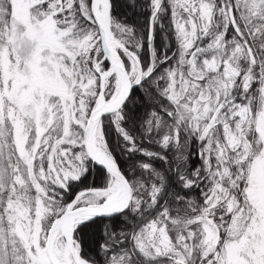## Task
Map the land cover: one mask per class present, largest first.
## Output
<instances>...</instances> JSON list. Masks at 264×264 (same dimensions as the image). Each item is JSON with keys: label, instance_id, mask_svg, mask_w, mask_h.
Returning a JSON list of instances; mask_svg holds the SVG:
<instances>
[{"label": "snow or ice", "instance_id": "6c2138e0", "mask_svg": "<svg viewBox=\"0 0 264 264\" xmlns=\"http://www.w3.org/2000/svg\"><path fill=\"white\" fill-rule=\"evenodd\" d=\"M0 264H264V0H0Z\"/></svg>", "mask_w": 264, "mask_h": 264}]
</instances>
